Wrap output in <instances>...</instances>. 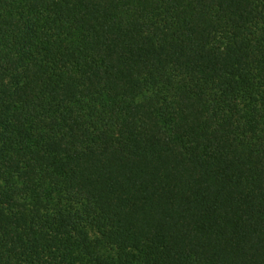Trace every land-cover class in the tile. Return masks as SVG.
Instances as JSON below:
<instances>
[{"label": "trees", "instance_id": "obj_1", "mask_svg": "<svg viewBox=\"0 0 264 264\" xmlns=\"http://www.w3.org/2000/svg\"><path fill=\"white\" fill-rule=\"evenodd\" d=\"M0 264H264V0H0Z\"/></svg>", "mask_w": 264, "mask_h": 264}]
</instances>
